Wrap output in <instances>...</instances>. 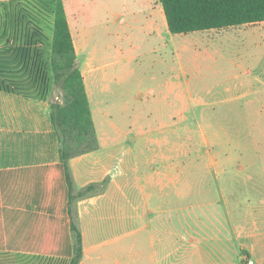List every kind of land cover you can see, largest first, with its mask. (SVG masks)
<instances>
[{
  "label": "crops",
  "instance_id": "0c3cea01",
  "mask_svg": "<svg viewBox=\"0 0 264 264\" xmlns=\"http://www.w3.org/2000/svg\"><path fill=\"white\" fill-rule=\"evenodd\" d=\"M145 6L142 28L147 40L152 32L164 42L167 23L161 3L145 0ZM66 12L73 34L68 7ZM81 18H86V11L79 0L80 27ZM261 24L225 32L249 31ZM225 61V80L230 83L225 107L231 110L237 103L245 112L262 111L264 66L255 72L244 61L232 57ZM51 104L0 87V256L69 264L74 224L82 235L80 264H264V153L225 155V162H238L237 168L225 164V183L220 176L213 179L214 170L197 179L192 169L181 167L167 181L170 159L159 140L150 142L158 148L142 162L146 150L135 147L134 138L103 142L97 136L96 151L67 163L73 183L71 204ZM214 181L224 186L215 188ZM88 187L92 188L85 191ZM167 187L178 202L167 203ZM208 190L221 194V199L207 195ZM252 192L249 201L244 193Z\"/></svg>",
  "mask_w": 264,
  "mask_h": 264
},
{
  "label": "rangeland",
  "instance_id": "374dc122",
  "mask_svg": "<svg viewBox=\"0 0 264 264\" xmlns=\"http://www.w3.org/2000/svg\"><path fill=\"white\" fill-rule=\"evenodd\" d=\"M28 1L50 11L53 5V0H0V86L62 103L50 68L52 21L46 17L49 23L39 22L36 31L31 30L20 9ZM78 1L64 0V4L97 136L103 142L112 137L134 138L135 147L146 150L140 158L144 162L158 148L150 142L159 140L170 159L167 181L181 167L192 169L197 179L214 170L213 179L220 176L225 183V164H234L233 168L238 164L225 162V155L264 153V106L260 112L242 111L237 103L231 110L225 107L230 84L225 80V59L244 61L255 72L264 66V24L231 34L221 30L186 36H172L165 27L162 42L152 32L147 40L143 31L145 0H80L86 11V18H81L83 31L77 19ZM187 155L196 159L188 160ZM207 155L212 160L203 159ZM214 182L215 188L224 186ZM248 193L245 197L253 201V192ZM206 194L221 199L215 191ZM166 200L178 202L172 188L167 187ZM49 263L65 264L57 259ZM0 264L39 262L2 255Z\"/></svg>",
  "mask_w": 264,
  "mask_h": 264
},
{
  "label": "trees",
  "instance_id": "16d2710c",
  "mask_svg": "<svg viewBox=\"0 0 264 264\" xmlns=\"http://www.w3.org/2000/svg\"><path fill=\"white\" fill-rule=\"evenodd\" d=\"M52 2L51 11L37 1H28L20 9L33 31H36L35 25L39 22H48L46 17L52 21L50 68L54 83L62 93L63 102L51 104V117L60 140L72 204L73 183L67 163L76 156L96 151L99 144L91 102L65 4L63 0ZM159 2L163 7L168 32L172 36H186L264 23V0H159ZM42 11H46V14ZM231 116L235 118L233 112H230ZM91 188L88 187L85 191ZM72 234L74 255L69 264H80L83 256L82 235L74 224H72Z\"/></svg>",
  "mask_w": 264,
  "mask_h": 264
},
{
  "label": "built area",
  "instance_id": "2783aa9c",
  "mask_svg": "<svg viewBox=\"0 0 264 264\" xmlns=\"http://www.w3.org/2000/svg\"><path fill=\"white\" fill-rule=\"evenodd\" d=\"M243 264H255L253 261H246Z\"/></svg>",
  "mask_w": 264,
  "mask_h": 264
}]
</instances>
